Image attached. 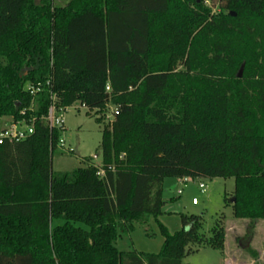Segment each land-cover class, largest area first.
Instances as JSON below:
<instances>
[{"label": "trees", "instance_id": "1", "mask_svg": "<svg viewBox=\"0 0 264 264\" xmlns=\"http://www.w3.org/2000/svg\"><path fill=\"white\" fill-rule=\"evenodd\" d=\"M204 1L0 0V117L35 118L0 144V264H184L223 249L222 219L207 239L202 215L175 232L159 222L169 177L233 178L234 216L264 219V0ZM54 96L117 111L101 165L53 172ZM149 217L161 252L119 249Z\"/></svg>", "mask_w": 264, "mask_h": 264}, {"label": "rangeland", "instance_id": "2", "mask_svg": "<svg viewBox=\"0 0 264 264\" xmlns=\"http://www.w3.org/2000/svg\"><path fill=\"white\" fill-rule=\"evenodd\" d=\"M66 1L54 0L57 6L65 5ZM204 3L210 6L212 2L205 0ZM213 11H219V8L215 6ZM113 109L111 106L107 114H98L79 101L66 107L64 129L60 136L65 142L62 146L59 143L52 155V170L55 174L85 167L87 158H91L95 165L102 164V124L112 119ZM99 117L102 122H99ZM11 121L10 116L0 117V130L10 126ZM201 182L205 184L203 190L199 187ZM234 187L233 178H192L187 184H182L174 177L165 179L163 197L166 203L159 222L175 232L182 228L181 215L196 214L203 216L206 239L212 235L211 228L216 220L222 219L226 230L223 249H214L205 244L186 256L184 264H264V219L251 220L234 216L233 202L230 201L236 199ZM179 189L183 193L179 194ZM194 199L197 201L195 204ZM159 222L154 217L135 222L134 229L119 240V249L160 253L164 236Z\"/></svg>", "mask_w": 264, "mask_h": 264}, {"label": "built area", "instance_id": "3", "mask_svg": "<svg viewBox=\"0 0 264 264\" xmlns=\"http://www.w3.org/2000/svg\"><path fill=\"white\" fill-rule=\"evenodd\" d=\"M31 92L34 93L39 90V88H30ZM107 90H110V86H107ZM56 96L53 97V102L50 106L48 115L45 116L44 118L48 121L51 127L59 128V129H64V124H65V109L64 107H58L56 104ZM115 113L117 111L114 109ZM22 114L25 113V111L21 112ZM112 114V119H113V112ZM110 119V120H112ZM34 121L35 118H31L29 122H26L25 120L21 121H15L12 119L10 126L2 128L0 130V144L3 143L6 140L9 141H21L26 139L29 135H31L34 132ZM64 139L59 140V143L61 146L64 144ZM58 143V144H59ZM192 178L191 177H183L179 178V181L182 184H187ZM200 189H205V184L203 182L199 183ZM178 193L181 194L183 193L182 189L178 190ZM193 203H197V201L194 199Z\"/></svg>", "mask_w": 264, "mask_h": 264}, {"label": "water", "instance_id": "4", "mask_svg": "<svg viewBox=\"0 0 264 264\" xmlns=\"http://www.w3.org/2000/svg\"><path fill=\"white\" fill-rule=\"evenodd\" d=\"M242 70H243V67L240 68L239 73H238V77H241ZM231 201L234 202L235 201V198H232Z\"/></svg>", "mask_w": 264, "mask_h": 264}, {"label": "crops", "instance_id": "5", "mask_svg": "<svg viewBox=\"0 0 264 264\" xmlns=\"http://www.w3.org/2000/svg\"><path fill=\"white\" fill-rule=\"evenodd\" d=\"M67 1H68V0H67ZM67 1H66V4L69 2V1H68V2H67ZM164 181H165V180H164Z\"/></svg>", "mask_w": 264, "mask_h": 264}]
</instances>
